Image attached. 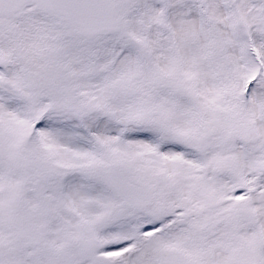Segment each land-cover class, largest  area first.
I'll return each mask as SVG.
<instances>
[{
  "label": "snow or ice",
  "instance_id": "6c2138e0",
  "mask_svg": "<svg viewBox=\"0 0 264 264\" xmlns=\"http://www.w3.org/2000/svg\"><path fill=\"white\" fill-rule=\"evenodd\" d=\"M0 264H264V0H0Z\"/></svg>",
  "mask_w": 264,
  "mask_h": 264
}]
</instances>
